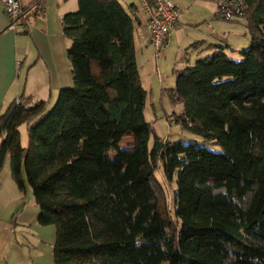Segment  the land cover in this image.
<instances>
[{
    "label": "trees",
    "instance_id": "obj_1",
    "mask_svg": "<svg viewBox=\"0 0 264 264\" xmlns=\"http://www.w3.org/2000/svg\"><path fill=\"white\" fill-rule=\"evenodd\" d=\"M241 1L240 57L216 45L174 69L166 93L202 141L154 134L150 146L136 6L77 0L62 15L72 86L49 109L21 95L0 112V171L8 157L38 223L54 226L52 264H264V0ZM127 131L131 148L120 145Z\"/></svg>",
    "mask_w": 264,
    "mask_h": 264
},
{
    "label": "crops",
    "instance_id": "obj_2",
    "mask_svg": "<svg viewBox=\"0 0 264 264\" xmlns=\"http://www.w3.org/2000/svg\"><path fill=\"white\" fill-rule=\"evenodd\" d=\"M171 1L179 8V15L175 27L166 35L165 47L175 39L184 24L179 1ZM211 1L215 6V0ZM119 2L126 9L131 4L136 6L133 10L135 58L137 52L143 56L150 42L139 0L125 5ZM19 3L23 9L22 17L19 26L12 28L0 1V112L21 95L28 99V103L39 99L48 102L60 88L72 86L66 55L70 40L62 32L61 17L77 8V0H19ZM214 9L211 7V12ZM206 16L200 15V18L205 21ZM242 20L240 26L243 29L239 27L232 35L224 32L222 39L215 44L205 46L201 40H194L190 47L197 52L195 57L206 56L216 45L227 46L225 51H235L241 45H248L249 35ZM37 215L38 207L27 187L22 193L12 177L0 180V264L53 263V242L45 250L44 226L47 225L39 224Z\"/></svg>",
    "mask_w": 264,
    "mask_h": 264
},
{
    "label": "rangeland",
    "instance_id": "obj_3",
    "mask_svg": "<svg viewBox=\"0 0 264 264\" xmlns=\"http://www.w3.org/2000/svg\"><path fill=\"white\" fill-rule=\"evenodd\" d=\"M120 1L125 5L129 2H136L138 0ZM178 1L182 7L183 15L181 14V16L183 17L184 24L181 25V30H179L175 39H173L167 47L163 46L158 51H156L151 44H148V51L145 55L142 56L139 55V52L136 53V65L140 83L146 90L143 115L145 120L152 126V133L148 141L149 146L152 143L154 134L161 138H167L170 141H202L200 136L184 129L180 122L174 120L175 116L182 111V105L178 102H172L166 94L168 89L172 88L174 85L175 75L173 70L175 67L186 66V64L192 65L195 60L199 58L195 57L197 52L192 51L190 47L194 40H201L205 46H210L212 43L215 44L218 40H221V36L224 32H226V34L230 32V35H232L239 27L243 29V27L240 26L241 23L243 24L242 18L237 19V17H235L237 20L233 21L217 18L214 15L215 9L211 12V7L215 8L211 0ZM204 14H207V20L205 19V21H203V17L200 18V15ZM247 46L246 43L243 46L241 45L239 49L235 51L228 50L226 53L237 60L240 57L238 51ZM186 49H188V53H186ZM56 97L57 95H54L52 99L48 101V109L54 104ZM19 130L21 144L25 146L27 144L25 125H21ZM135 144L136 137L132 131H127L122 135L120 141L121 146L124 148H131L135 146ZM207 144L215 150L219 149L217 144ZM113 156H115V154L111 152V157ZM5 177L11 179L8 157L5 159L0 171V180H4ZM156 177H160L159 171H156ZM26 187L29 194L32 196L31 188L27 183ZM168 198H170L169 192ZM168 201L171 205V200L168 199ZM44 230H46L44 234L46 250V247L50 248L49 244L53 242L55 233L54 226H44Z\"/></svg>",
    "mask_w": 264,
    "mask_h": 264
},
{
    "label": "built area",
    "instance_id": "obj_4",
    "mask_svg": "<svg viewBox=\"0 0 264 264\" xmlns=\"http://www.w3.org/2000/svg\"><path fill=\"white\" fill-rule=\"evenodd\" d=\"M10 27L16 28L20 17L19 0H0ZM140 9L145 15L148 40L156 51L166 43V35L175 27L179 8L171 0H139ZM244 5L241 0H215L217 18L230 20L239 16Z\"/></svg>",
    "mask_w": 264,
    "mask_h": 264
}]
</instances>
